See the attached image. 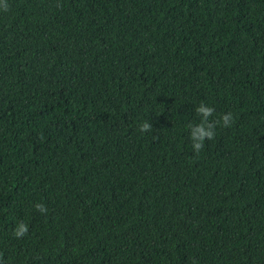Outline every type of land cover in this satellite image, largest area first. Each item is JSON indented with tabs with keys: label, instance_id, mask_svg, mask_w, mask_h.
I'll return each mask as SVG.
<instances>
[{
	"label": "trees",
	"instance_id": "obj_1",
	"mask_svg": "<svg viewBox=\"0 0 264 264\" xmlns=\"http://www.w3.org/2000/svg\"><path fill=\"white\" fill-rule=\"evenodd\" d=\"M0 264H264V0H0Z\"/></svg>",
	"mask_w": 264,
	"mask_h": 264
},
{
	"label": "clouds",
	"instance_id": "obj_2",
	"mask_svg": "<svg viewBox=\"0 0 264 264\" xmlns=\"http://www.w3.org/2000/svg\"><path fill=\"white\" fill-rule=\"evenodd\" d=\"M212 111V109L206 105H204L203 103H201V105L197 108V112L199 113H203V117H207V115ZM202 117V119H203ZM231 119V114L230 113H225L221 116V120L223 121L224 124H228L229 120ZM142 130L143 129H147L149 127V124L147 122H145L144 124H142ZM198 130H199V140L194 144V148L198 151L201 148V143L200 141L203 140V138L205 136L211 138V136L213 135L212 131L209 130L208 128H205L203 125H199L197 126ZM36 207L40 210V211H44L45 209L43 208L42 205L37 204ZM24 226L21 225L17 228L16 231V235L19 236L23 230Z\"/></svg>",
	"mask_w": 264,
	"mask_h": 264
}]
</instances>
